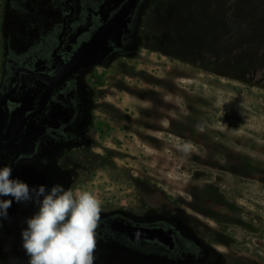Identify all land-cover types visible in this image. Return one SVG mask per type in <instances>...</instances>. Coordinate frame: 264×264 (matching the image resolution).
<instances>
[{
	"label": "rangeland",
	"instance_id": "rangeland-1",
	"mask_svg": "<svg viewBox=\"0 0 264 264\" xmlns=\"http://www.w3.org/2000/svg\"><path fill=\"white\" fill-rule=\"evenodd\" d=\"M158 2L145 46L95 70L99 157L82 188L101 210L113 199L115 210L136 199L178 206L202 232L201 264H264V57L233 55L229 29L239 25L222 19L226 0ZM51 173L46 165L30 190L50 192ZM32 196H12L0 218L5 264H29L22 232L40 207Z\"/></svg>",
	"mask_w": 264,
	"mask_h": 264
},
{
	"label": "flooded vegetation",
	"instance_id": "flooded-vegetation-1",
	"mask_svg": "<svg viewBox=\"0 0 264 264\" xmlns=\"http://www.w3.org/2000/svg\"><path fill=\"white\" fill-rule=\"evenodd\" d=\"M158 1L0 0V91L17 95L8 101L11 110L26 97L17 123H25L32 141L23 148L0 145V168L11 166V179L27 183L47 165L50 191L57 184L83 190L87 165L99 157L95 70L145 46ZM111 203L100 213L95 264L203 263L202 232L180 220L178 206L136 199L115 210ZM127 223L146 231L130 233Z\"/></svg>",
	"mask_w": 264,
	"mask_h": 264
},
{
	"label": "clouds",
	"instance_id": "clouds-1",
	"mask_svg": "<svg viewBox=\"0 0 264 264\" xmlns=\"http://www.w3.org/2000/svg\"><path fill=\"white\" fill-rule=\"evenodd\" d=\"M11 172V166L0 168V195H12L19 202L33 199L34 193L40 205L22 232L29 264H95L101 213L96 195L88 190H65L59 184L48 193L43 185L30 190L27 183L11 179ZM11 204V200H0V215H6Z\"/></svg>",
	"mask_w": 264,
	"mask_h": 264
},
{
	"label": "trees",
	"instance_id": "trees-1",
	"mask_svg": "<svg viewBox=\"0 0 264 264\" xmlns=\"http://www.w3.org/2000/svg\"><path fill=\"white\" fill-rule=\"evenodd\" d=\"M226 5L227 13L222 19L229 27L239 25L236 31L229 29L233 32V39L238 40L232 45L233 55L239 57L241 51L245 55L244 64L250 63L254 58L260 60L259 58L264 57V0H226ZM228 73L236 75L232 71Z\"/></svg>",
	"mask_w": 264,
	"mask_h": 264
},
{
	"label": "water",
	"instance_id": "water-1",
	"mask_svg": "<svg viewBox=\"0 0 264 264\" xmlns=\"http://www.w3.org/2000/svg\"><path fill=\"white\" fill-rule=\"evenodd\" d=\"M13 93L7 91H0V145L13 147H28L31 145V139L28 138L29 131L25 123L18 124L17 120L22 116L23 112L27 111L26 100L23 97H18V101L21 102V105L14 110H11L8 105L9 100H13ZM29 117H25L28 119ZM125 230L133 233L134 231H139L143 233L146 231L145 227L134 226L131 223L125 225ZM0 264H4L0 260Z\"/></svg>",
	"mask_w": 264,
	"mask_h": 264
}]
</instances>
